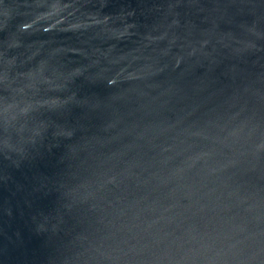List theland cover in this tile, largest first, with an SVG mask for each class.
<instances>
[{"label": "water", "instance_id": "1", "mask_svg": "<svg viewBox=\"0 0 264 264\" xmlns=\"http://www.w3.org/2000/svg\"><path fill=\"white\" fill-rule=\"evenodd\" d=\"M0 264H264V0H0Z\"/></svg>", "mask_w": 264, "mask_h": 264}]
</instances>
